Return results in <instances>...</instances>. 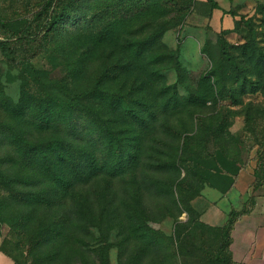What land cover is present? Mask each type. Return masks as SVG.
I'll list each match as a JSON object with an SVG mask.
<instances>
[{
    "label": "rangeland",
    "instance_id": "1",
    "mask_svg": "<svg viewBox=\"0 0 264 264\" xmlns=\"http://www.w3.org/2000/svg\"><path fill=\"white\" fill-rule=\"evenodd\" d=\"M44 1L0 0V19L21 27ZM214 1L232 17L230 26V20L213 18L207 0H170L147 15L123 17L109 41L97 39L98 27L78 35L74 22L20 65L8 64L0 53V236L3 253L16 264H49L55 251V264H209L219 254L245 264L247 254L264 251V180L258 185L253 176L264 141V63L255 60L259 52L264 59V0ZM155 35L142 65L122 74L123 44ZM220 37L252 85L247 81L242 89ZM107 68L114 73L106 85L111 90L162 102L170 93L163 89L175 84L184 102L157 116L142 148L145 170L136 179L89 176L81 168L83 144L57 124L43 129L39 123L41 108L50 104L53 118L60 109L52 103L60 98L77 113L72 125H84L76 95L43 90L63 81L76 92ZM59 138L61 156L50 155L46 145ZM27 144L42 147L49 163L40 153L35 160L22 154ZM176 159L177 165H168ZM163 161L166 168L158 169ZM76 168L85 183L63 190L58 176L74 178ZM102 209L110 215L119 210V220L98 225L86 218L87 210L98 215ZM241 209L227 228L233 211ZM62 217L70 220L64 235L46 234ZM98 244L109 247L104 259Z\"/></svg>",
    "mask_w": 264,
    "mask_h": 264
},
{
    "label": "trees",
    "instance_id": "2",
    "mask_svg": "<svg viewBox=\"0 0 264 264\" xmlns=\"http://www.w3.org/2000/svg\"><path fill=\"white\" fill-rule=\"evenodd\" d=\"M168 3H170V0H45L41 8L21 27H16L0 19V35L4 38V40H0V53L8 64L20 65L24 57L38 54L43 43L61 35L64 30L68 31L69 29L66 30L64 27L73 25L74 22L78 27L75 25L72 27L78 35H83L98 27L97 39L101 42L109 41L111 36H117L115 34L118 29L117 23L119 24L123 17L147 15L162 6H168L166 5ZM207 3L210 4L212 10L220 9L214 0H207ZM183 18L184 16L181 20ZM105 25L106 27H103ZM156 41L157 35L150 38L126 41L123 45L125 46L127 60L126 64L120 66V72L122 74L131 73L134 66L139 67L142 65L146 55L155 46ZM220 45L223 55L230 62L234 71H237L241 76L240 86L242 89L247 81L252 85V82L247 79L243 68L238 66L227 50V43L222 37H220ZM262 55L263 53L259 52L255 57L257 64L262 60L264 63ZM251 58H254V54L250 55ZM138 62H140V65ZM143 69L144 67L141 66L140 70ZM177 70L179 71V64H177ZM139 73L142 74V72ZM113 74L111 69L107 68L92 86L77 89L76 92H73L63 81L47 85L43 90V95H58L51 91L52 88H56L62 95H76L73 98L75 106L78 109L83 108L82 112L87 121L84 125H80V120H78V123L72 125V119L77 116V113L73 115L72 104L59 98L55 99L52 104H58L60 110H55V115L51 118V105L41 108L39 123L43 129L50 128L49 125L52 123L57 124L61 129L69 130L68 135L73 140H78L83 144L79 152L85 156L86 163L81 168L89 176H107L114 180L130 175L133 179H136L145 170L142 148L145 137L156 126L157 116L160 113L181 107L184 102H181L182 98L177 93L175 84L168 85L163 89L164 92L169 91L170 93L165 95L167 98L162 102L159 99H156V102H150L145 97H134L132 92L111 90L106 85L112 81ZM71 92L73 93L71 94ZM228 92L230 93L229 90ZM230 96L233 97V95ZM189 101H191V98L186 100V102ZM78 116L80 115L78 114ZM85 137L87 138V144L84 145ZM63 144L64 140L59 138L54 144L48 143L46 147L50 155L55 153L58 157L61 156L59 151L64 148ZM35 148L37 151H35ZM38 153L41 154L39 155L41 161L49 163V156L42 147L36 146V144H27L22 149V154L29 160H35ZM210 158V155L204 158V162H207ZM213 160L215 161L216 158H213ZM165 164V161L160 162L157 168L165 169ZM168 165H177V159L172 163L169 162ZM72 175L75 177L71 178L62 174L58 176L63 190L79 188L81 184L85 183L86 178L80 177L78 168L73 170ZM253 176L258 185L264 180V141L260 143L257 150V164L253 170ZM179 184L177 183L176 186H179ZM43 198L45 200L46 196H43ZM35 199L41 200L42 197H36ZM243 210L233 211L230 220L226 223L227 228H232L235 220L244 213ZM86 213L88 214L86 218L95 222V224L98 223V225L104 223V221H109L113 225L120 218L117 209H114L111 215L108 212L105 213L104 209L98 215L90 210H87ZM69 222L70 220L62 217L58 222V227L55 225L46 234L52 231L56 233L54 238L58 239V236L64 235ZM227 242L224 244H227ZM1 247L2 244L0 245L2 251ZM108 249L109 247L98 244L96 251L104 259ZM6 255L11 257L14 264H16L15 257L7 253ZM58 256V251L49 254L47 256L48 263L55 264ZM209 264H231V259L224 254H219L215 257H209Z\"/></svg>",
    "mask_w": 264,
    "mask_h": 264
},
{
    "label": "crops",
    "instance_id": "3",
    "mask_svg": "<svg viewBox=\"0 0 264 264\" xmlns=\"http://www.w3.org/2000/svg\"><path fill=\"white\" fill-rule=\"evenodd\" d=\"M212 15H213V18L217 19L218 21L223 19V20H226V22H228V20H230L228 23L229 26L233 22L232 17H229L230 19H228V17H227L228 14H223V10L221 8L220 9H213ZM246 233L248 234L249 231ZM1 242H2V237L0 236V245H1ZM263 254H264V251H258L257 250L255 252H251L250 254H247V257L243 262L246 261L245 264L246 263L248 264L249 261H251L249 264H257V263L258 264H264V258L262 257ZM239 260H242V259H239ZM0 264H14V261L12 260V258L7 256L6 254H4L1 251V249H0Z\"/></svg>",
    "mask_w": 264,
    "mask_h": 264
}]
</instances>
